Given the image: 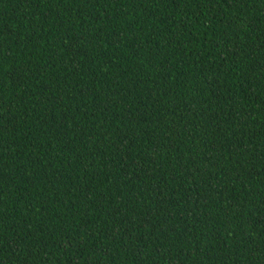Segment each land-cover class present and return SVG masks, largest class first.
<instances>
[{"label": "trees", "instance_id": "1", "mask_svg": "<svg viewBox=\"0 0 264 264\" xmlns=\"http://www.w3.org/2000/svg\"><path fill=\"white\" fill-rule=\"evenodd\" d=\"M0 264H264V0H0Z\"/></svg>", "mask_w": 264, "mask_h": 264}]
</instances>
